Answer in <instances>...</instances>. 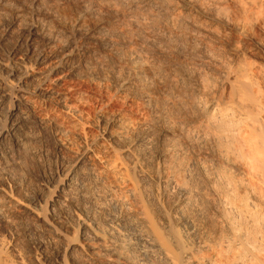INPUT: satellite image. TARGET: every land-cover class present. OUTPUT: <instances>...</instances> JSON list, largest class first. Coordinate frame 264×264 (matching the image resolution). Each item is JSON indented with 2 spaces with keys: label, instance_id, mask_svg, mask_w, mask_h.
<instances>
[{
  "label": "bare ground",
  "instance_id": "bare-ground-1",
  "mask_svg": "<svg viewBox=\"0 0 264 264\" xmlns=\"http://www.w3.org/2000/svg\"><path fill=\"white\" fill-rule=\"evenodd\" d=\"M0 264H264V0H0Z\"/></svg>",
  "mask_w": 264,
  "mask_h": 264
}]
</instances>
